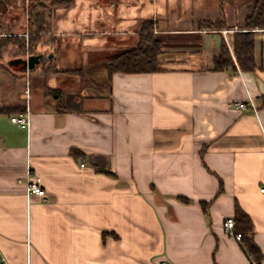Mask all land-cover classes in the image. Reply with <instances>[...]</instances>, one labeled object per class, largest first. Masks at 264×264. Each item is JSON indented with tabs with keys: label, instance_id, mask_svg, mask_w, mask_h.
I'll return each instance as SVG.
<instances>
[{
	"label": "crops",
	"instance_id": "1",
	"mask_svg": "<svg viewBox=\"0 0 264 264\" xmlns=\"http://www.w3.org/2000/svg\"><path fill=\"white\" fill-rule=\"evenodd\" d=\"M77 1L55 16L63 73L8 63L27 81L0 86V260L250 264L226 231L237 205L264 257V29L256 71L214 70L224 42L233 54L236 31L223 30L242 27L258 0H224L223 11L222 0ZM220 19L221 31L199 26ZM150 21L161 71L109 77L107 61ZM23 114L27 125L12 121ZM30 170L46 197H28Z\"/></svg>",
	"mask_w": 264,
	"mask_h": 264
},
{
	"label": "trees",
	"instance_id": "2",
	"mask_svg": "<svg viewBox=\"0 0 264 264\" xmlns=\"http://www.w3.org/2000/svg\"><path fill=\"white\" fill-rule=\"evenodd\" d=\"M13 0H0V5L2 4V9L7 10L10 7V3ZM34 2V0H31ZM72 0H61L60 3H69ZM57 1L52 2L55 4ZM37 7H32L30 15V23L37 25V30L34 32L32 41L41 39L42 32L45 34L51 33L45 31V28L49 23L47 19H51V14L48 16L45 13L47 9V3L39 0ZM36 20H33L34 10H36ZM221 9H224V0L221 1ZM3 13V12H2ZM46 26V27H45ZM201 28L209 30L221 31L225 29L228 25L225 20H214V21H205L199 24ZM264 29V0H258L255 11L249 15L246 20L244 27L241 28V31L235 32L232 39V51L226 42L223 43L221 47V52L215 57L214 60V70L223 71L226 69L237 70L238 68L245 72H254L257 69V63L255 59V36L256 31ZM54 42L57 40L56 36H51ZM51 48V51L40 52L39 54L44 55V61L42 63V69L40 73L45 76L51 74L63 73L55 67L54 58L56 52L59 48ZM33 48V47H32ZM34 51V49H33ZM38 55V54H35ZM53 55V60H49L50 64L47 62V58ZM163 50H162V40L155 34L154 26L151 22H147L143 28L142 33L140 34V39L138 45L125 53L118 55L117 57L107 61L105 67L109 73V77L113 76L115 73L122 74H134V73H155L161 71V65L163 63L162 59ZM65 73H77V71H67ZM48 95L54 96L56 99L61 97L60 92L48 89ZM62 103V102H61ZM209 202H203L202 207L205 213L209 211ZM236 220L237 226L236 231L242 234V241L240 242L242 248L248 255L250 261L256 260L261 262L264 257L260 247L256 244L254 240V225L251 217L239 206H236Z\"/></svg>",
	"mask_w": 264,
	"mask_h": 264
},
{
	"label": "rangeland",
	"instance_id": "3",
	"mask_svg": "<svg viewBox=\"0 0 264 264\" xmlns=\"http://www.w3.org/2000/svg\"><path fill=\"white\" fill-rule=\"evenodd\" d=\"M42 1L47 3V9H45L46 15L48 16L49 14H51V19L49 20L47 19L49 25H47V27L45 26L46 27L45 31L50 30L51 33L46 35L45 32H42L41 39L34 41H32L31 38H33L34 32H36L37 30V25L36 23L35 24L33 23L32 25L29 21H30L32 7H36L38 10H40V8L37 7L39 0H34V2H32L31 0H13L10 3L11 5L7 10L2 9V4L0 5V12H3L1 13L0 16V86L3 87V93L7 94L10 92L8 90L10 86L9 83L13 80L14 82L27 81L26 78H23L24 75L17 74L16 72L9 69L7 66L8 62L10 60L18 59V58L27 59L31 55L39 54L40 52L51 51L52 50L51 48L56 49L59 46V44L57 40L51 42V40H53L51 36L52 35L55 36L53 32L54 30L53 27L57 25L55 20L57 11L60 8V5H65V6L67 5V8L73 9L74 8L73 6L76 4V0H72L69 3H60L61 0H42ZM54 1L57 2L55 4H52V2ZM80 2L83 3L82 6L88 4L86 0L77 1V3ZM99 4L100 3H97V8L100 7ZM37 9L34 10L33 20H36L35 16L37 14L36 13ZM146 23L147 22L144 23L143 28L145 27ZM243 27L244 25L240 28L238 27H235L233 29L227 28V30H223V32L227 31L234 33V31L236 32L241 31V28ZM60 42H61L60 44L61 47L62 40H60ZM230 43L232 45V41ZM226 44L228 45V43ZM21 67L23 68V65H20V68Z\"/></svg>",
	"mask_w": 264,
	"mask_h": 264
},
{
	"label": "built area",
	"instance_id": "4",
	"mask_svg": "<svg viewBox=\"0 0 264 264\" xmlns=\"http://www.w3.org/2000/svg\"><path fill=\"white\" fill-rule=\"evenodd\" d=\"M227 33H228L227 31H224V34ZM237 106L242 109L248 107L246 103H239L237 104ZM12 121L23 126L29 123L28 115L26 114H23L21 116H15L12 118ZM260 191L264 193V185L260 188ZM27 193H28V197L39 196L44 198L47 195V192L42 185L41 178L38 175H36L32 170L29 171V178L27 181ZM225 226H226V231L230 237L235 238L239 242L242 241V234L236 231V223L233 217L227 218ZM0 264H7L6 260L1 259ZM162 264H169V263L165 261L162 262ZM250 264H260V262L256 260H251Z\"/></svg>",
	"mask_w": 264,
	"mask_h": 264
},
{
	"label": "water",
	"instance_id": "5",
	"mask_svg": "<svg viewBox=\"0 0 264 264\" xmlns=\"http://www.w3.org/2000/svg\"><path fill=\"white\" fill-rule=\"evenodd\" d=\"M43 61H44V55L38 54V55H31L27 59L25 58L13 59L10 60L8 63L10 65H23V70L30 72L35 70L36 66L42 64Z\"/></svg>",
	"mask_w": 264,
	"mask_h": 264
},
{
	"label": "flooded vegetation",
	"instance_id": "6",
	"mask_svg": "<svg viewBox=\"0 0 264 264\" xmlns=\"http://www.w3.org/2000/svg\"><path fill=\"white\" fill-rule=\"evenodd\" d=\"M1 13H2V12H0V16H1Z\"/></svg>",
	"mask_w": 264,
	"mask_h": 264
}]
</instances>
